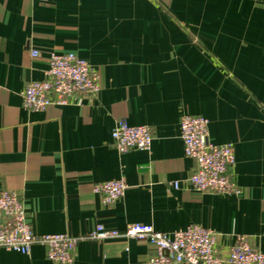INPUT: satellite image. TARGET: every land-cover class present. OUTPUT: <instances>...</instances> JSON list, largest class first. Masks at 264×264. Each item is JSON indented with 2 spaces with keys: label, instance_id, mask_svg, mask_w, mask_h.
Returning a JSON list of instances; mask_svg holds the SVG:
<instances>
[{
  "label": "crops",
  "instance_id": "1",
  "mask_svg": "<svg viewBox=\"0 0 264 264\" xmlns=\"http://www.w3.org/2000/svg\"><path fill=\"white\" fill-rule=\"evenodd\" d=\"M50 50L86 60L99 90L27 110L21 91L43 78ZM183 113L208 120L212 143L232 145L238 193L185 182L194 163ZM120 120L150 127V148L119 153ZM111 178L124 179V195L103 205L92 185ZM0 190L18 193L36 233L196 223L217 234L219 253L239 234L264 253V0H0ZM154 250L83 239L72 264H142ZM0 264L56 263L34 244L27 254L0 248Z\"/></svg>",
  "mask_w": 264,
  "mask_h": 264
},
{
  "label": "built area",
  "instance_id": "2",
  "mask_svg": "<svg viewBox=\"0 0 264 264\" xmlns=\"http://www.w3.org/2000/svg\"><path fill=\"white\" fill-rule=\"evenodd\" d=\"M38 54L32 50L31 55ZM44 76L27 81L21 91L22 105L31 111H43L49 105H68L78 98L94 96L98 77L86 60L74 52L50 50ZM183 153L194 163V170L185 182L194 190L231 195L238 193L232 179L234 163L232 145L215 144L209 140L208 120L195 114L183 113L179 119ZM112 143L119 153L132 149L148 150L152 134L147 125H129L117 121L111 131ZM177 186V181L173 182ZM123 178L96 182L92 191L99 194L101 203L108 205L124 195ZM132 238L154 246L142 264H264V253L252 245L248 235H236L225 253L216 249L217 234L200 224L191 223L171 233L157 231L150 224L128 223L122 231L100 223L82 235L69 233H36L26 215L24 203L14 190H0V248L27 254L34 244L45 249L46 258L56 264H72L77 243L83 239L103 240Z\"/></svg>",
  "mask_w": 264,
  "mask_h": 264
}]
</instances>
